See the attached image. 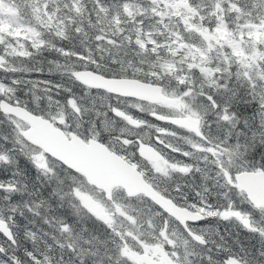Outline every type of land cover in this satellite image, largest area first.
<instances>
[{"label":"snow or ice","instance_id":"snow-or-ice-1","mask_svg":"<svg viewBox=\"0 0 264 264\" xmlns=\"http://www.w3.org/2000/svg\"><path fill=\"white\" fill-rule=\"evenodd\" d=\"M0 264H264V0H0Z\"/></svg>","mask_w":264,"mask_h":264}]
</instances>
